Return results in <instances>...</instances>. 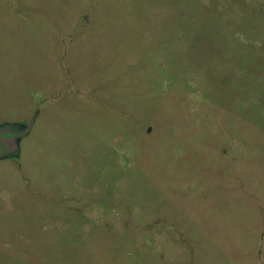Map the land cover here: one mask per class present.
I'll return each instance as SVG.
<instances>
[{"label":"rangeland","instance_id":"rangeland-1","mask_svg":"<svg viewBox=\"0 0 264 264\" xmlns=\"http://www.w3.org/2000/svg\"><path fill=\"white\" fill-rule=\"evenodd\" d=\"M0 264H264V0H0Z\"/></svg>","mask_w":264,"mask_h":264},{"label":"water","instance_id":"water-1","mask_svg":"<svg viewBox=\"0 0 264 264\" xmlns=\"http://www.w3.org/2000/svg\"><path fill=\"white\" fill-rule=\"evenodd\" d=\"M26 132L27 130L21 132L14 131L8 128H0V136L3 135L2 137H5L6 134H15V136H12L14 139L22 138V136L25 135ZM2 137H0V158H6L16 150V146L13 145L14 141L11 137L5 139H3Z\"/></svg>","mask_w":264,"mask_h":264},{"label":"flooded vegetation","instance_id":"flooded-vegetation-1","mask_svg":"<svg viewBox=\"0 0 264 264\" xmlns=\"http://www.w3.org/2000/svg\"><path fill=\"white\" fill-rule=\"evenodd\" d=\"M3 135H1L0 137H2ZM12 136H15V134H6L5 137H2L3 139L5 138H10Z\"/></svg>","mask_w":264,"mask_h":264}]
</instances>
